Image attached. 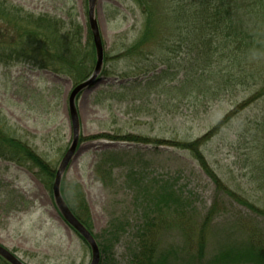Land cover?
Listing matches in <instances>:
<instances>
[{"label":"rangeland","instance_id":"obj_1","mask_svg":"<svg viewBox=\"0 0 264 264\" xmlns=\"http://www.w3.org/2000/svg\"><path fill=\"white\" fill-rule=\"evenodd\" d=\"M0 1L5 8L14 6L34 18L46 15L66 25L72 20L82 28L81 45L92 41L88 0ZM95 3L105 61L100 80L76 97L80 142L61 182L74 204L76 200L80 204L83 197L92 234L100 236L112 219L129 225L111 253L117 264H127L129 243L143 223L144 203L152 201L150 209H156L160 182L166 181L183 208L172 207L161 219L160 212L155 215L157 226L151 231L157 253L176 245L193 253L203 217L216 198L217 210L204 227L206 256L198 264H213L223 248L240 244L247 233L255 231L264 242V217L217 190L189 152L172 146L175 141L205 135L234 109L241 95L216 102L194 99L190 93L194 90L178 82L188 65L175 61L170 71L179 72L176 81L167 82L160 92L149 76L155 66L157 71L163 67L161 60L171 57L161 30L162 0ZM0 35L4 42L14 37L3 20ZM89 55L91 74L96 63L92 46ZM146 69L150 70L145 73ZM76 85L70 77L27 63L0 64L2 129L25 142L32 154L55 171L72 142L68 100ZM171 86L177 88L178 97L165 91ZM256 90L253 86L245 91V98ZM252 103L213 136L203 151L224 184L264 209V126L254 127L263 120L259 113L264 98ZM130 135L144 140L125 138ZM32 165L19 167L0 160V245L25 264H90V246L65 222L49 178ZM179 257L185 258V253Z\"/></svg>","mask_w":264,"mask_h":264},{"label":"trees","instance_id":"obj_2","mask_svg":"<svg viewBox=\"0 0 264 264\" xmlns=\"http://www.w3.org/2000/svg\"><path fill=\"white\" fill-rule=\"evenodd\" d=\"M4 6L5 4L0 1V20H3L7 27L9 26L11 31L13 30L14 37L4 42L3 36L0 35V64L27 63L39 70L70 77L77 85L92 74L88 66L92 58L89 55L90 46L93 47L95 56L96 52L90 29L92 41L83 46L81 45L82 28L74 21L70 20L66 25L46 15L34 18L19 8ZM161 7H163L160 14L161 30L165 36L163 41L171 57L161 60L163 67H160L159 71H157L158 67H154L155 73L149 76V81L153 83L156 81L161 92L162 88L167 86V82L176 81L179 72L170 71L175 68L174 61L178 64L184 62L188 65L187 71L178 82L181 86H188L194 90L190 92L194 99L202 98L216 102L227 96L238 98L236 96L241 95L236 100L234 109L205 135L191 141H175L172 146L189 152L206 176L213 181L217 190L264 217V209L258 207L257 203L244 198L223 183L209 165L203 151L208 141L221 132L226 125L231 124L236 117L242 115L253 101L264 98V0H162ZM141 44L143 43L138 45ZM149 70L146 69L145 73ZM169 77L170 80H168ZM253 86H256L257 90L254 94L251 93L249 98H245V91L247 92ZM176 89L175 86H171L169 89L165 88V91L173 94L172 97H178ZM259 114L263 120L255 123L256 129L264 126V109ZM104 136L114 138L105 134ZM97 137H91V139ZM125 138L144 140L143 137L132 135ZM0 160L19 167L32 162V166L37 167L39 173L46 175L47 180L49 178L48 185L52 189L56 171L52 170L48 163H43L38 156L32 154L25 142L6 133L2 125H0ZM261 163L263 166L264 159ZM252 172L255 170H251ZM172 187L166 181L160 182V198L156 201V209H150L149 203L152 201H145L143 223L134 231L135 234L129 243L127 264H198L205 259L207 237L204 227L217 210V198L207 215L203 217L199 228L201 232L197 238L198 246L193 253H190V248L182 249L176 244V246H169L170 249H164L163 252L159 251L160 254L156 252V241L151 231L157 226L155 220L158 218L155 215L160 212L161 219L164 216L163 212L169 213L173 210L172 207L183 208L176 199L177 192L174 189L171 192ZM261 188L264 189L262 186ZM61 190L65 203L73 214L91 230L87 208L85 203L83 205L81 203L83 197L80 204L76 203V199L74 204L70 201L71 198L69 200L64 187L61 186ZM128 226L112 219L100 236L94 234L101 251L100 264H117V260L111 253L115 244L128 232ZM256 234L255 231L247 233L245 240L243 239L240 244L231 243L223 248L224 250L217 258H214L213 264H264V245L262 244L264 242L256 237ZM189 243L185 242L186 245ZM183 251L185 258L179 257V254H184ZM0 264L10 263L0 256Z\"/></svg>","mask_w":264,"mask_h":264},{"label":"water","instance_id":"obj_3","mask_svg":"<svg viewBox=\"0 0 264 264\" xmlns=\"http://www.w3.org/2000/svg\"><path fill=\"white\" fill-rule=\"evenodd\" d=\"M96 0H88L89 4V27L93 37L95 52H96V63L92 74L83 82L73 87V90L70 93L68 100L69 115L71 119L72 127V142L66 154L63 157V160L60 161L59 167L56 171V176L53 182V197L55 204L57 205L62 217L67 221V224H70L72 228L79 234L90 246L92 259L90 264H100L101 263V251L99 244L92 234V232L84 225L82 222L73 214L72 210L68 206L61 191V182L64 176V171H66L73 155L78 151L79 139H80V120L77 107H76V97L81 94V91L91 87L94 83L100 80L102 68L104 64V48L102 37L99 30V25L95 15V6ZM0 256L10 264H25L20 258H17L15 254L9 251L4 246L0 245Z\"/></svg>","mask_w":264,"mask_h":264}]
</instances>
